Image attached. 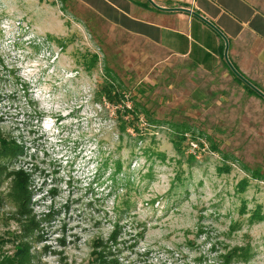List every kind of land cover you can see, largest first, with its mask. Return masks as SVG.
Masks as SVG:
<instances>
[{
    "label": "rangeland",
    "instance_id": "1",
    "mask_svg": "<svg viewBox=\"0 0 264 264\" xmlns=\"http://www.w3.org/2000/svg\"><path fill=\"white\" fill-rule=\"evenodd\" d=\"M92 1L0 0V264H264V74L201 73Z\"/></svg>",
    "mask_w": 264,
    "mask_h": 264
},
{
    "label": "crops",
    "instance_id": "2",
    "mask_svg": "<svg viewBox=\"0 0 264 264\" xmlns=\"http://www.w3.org/2000/svg\"><path fill=\"white\" fill-rule=\"evenodd\" d=\"M92 2L84 9L109 31L158 48L201 73L228 66L247 80L264 74V13L254 0Z\"/></svg>",
    "mask_w": 264,
    "mask_h": 264
},
{
    "label": "trees",
    "instance_id": "3",
    "mask_svg": "<svg viewBox=\"0 0 264 264\" xmlns=\"http://www.w3.org/2000/svg\"><path fill=\"white\" fill-rule=\"evenodd\" d=\"M229 71H231V74L236 77V73H234L230 69H229ZM108 78L109 77L105 76L104 82L101 83V85L99 86V89L97 90V93H96L97 102H99L101 104H103L105 102V103L115 107L117 109L116 113L122 119L124 117H127V116L130 118L128 123L120 124L118 129H119L121 134L126 133L127 130H132L133 133H135V135H138V136L142 135L143 132L139 128V124H136L140 118V114H138L136 112L135 107L132 108V106L127 107L125 105V103L123 101L124 94L120 93V91H118V89L116 88V86L114 84L115 78L114 79L112 78L111 80ZM248 91L253 93V94L255 93L250 88ZM122 104H124V105H122ZM119 107H122V108L119 109ZM133 121H136V123H134ZM189 131L190 130L188 128L180 130L179 133L176 131V132H174L175 136L173 135L170 138V142L173 144V146L177 152L182 153L181 148H182V145L184 143H186V141H187V135H188ZM191 139H193V138H191ZM215 148L216 147L213 146L212 150L218 152V149L214 150Z\"/></svg>",
    "mask_w": 264,
    "mask_h": 264
},
{
    "label": "water",
    "instance_id": "4",
    "mask_svg": "<svg viewBox=\"0 0 264 264\" xmlns=\"http://www.w3.org/2000/svg\"><path fill=\"white\" fill-rule=\"evenodd\" d=\"M233 69V68H232ZM235 72V70H233ZM236 73V72H235ZM237 74V73H236Z\"/></svg>",
    "mask_w": 264,
    "mask_h": 264
}]
</instances>
